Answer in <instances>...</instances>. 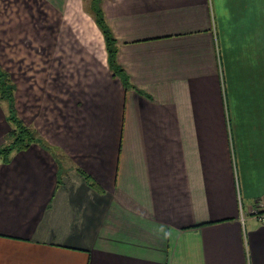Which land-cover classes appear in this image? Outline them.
<instances>
[{
	"label": "crops",
	"instance_id": "crops-1",
	"mask_svg": "<svg viewBox=\"0 0 264 264\" xmlns=\"http://www.w3.org/2000/svg\"><path fill=\"white\" fill-rule=\"evenodd\" d=\"M102 8L127 83L83 7L95 39L57 58L74 87L43 124L19 113L61 169L37 143L0 162V264H264V0Z\"/></svg>",
	"mask_w": 264,
	"mask_h": 264
},
{
	"label": "rangeland",
	"instance_id": "rangeland-1",
	"mask_svg": "<svg viewBox=\"0 0 264 264\" xmlns=\"http://www.w3.org/2000/svg\"><path fill=\"white\" fill-rule=\"evenodd\" d=\"M80 2L78 15L70 9L62 21L49 0H0V64L17 84V106L27 123L37 116L43 124L46 114L55 111L56 98L74 87L63 75L76 71L75 65L58 64L57 58H69L76 52L82 56V49L76 46L95 39L91 22L82 12L87 0ZM83 50L85 55L92 51ZM64 98L72 99L70 95ZM3 107L0 103L1 110Z\"/></svg>",
	"mask_w": 264,
	"mask_h": 264
},
{
	"label": "trees",
	"instance_id": "trees-1",
	"mask_svg": "<svg viewBox=\"0 0 264 264\" xmlns=\"http://www.w3.org/2000/svg\"><path fill=\"white\" fill-rule=\"evenodd\" d=\"M86 3L87 6L84 5V9L92 16L95 24L102 33L108 66L112 73L116 75L123 84H126L127 74L116 60V39L106 20L102 8V0H87ZM15 90L16 84L11 74L0 64V103L4 105V116L9 125V129L3 141L0 143V162H9L14 152L24 150L32 143H37L49 151L58 161V164H60L55 147L49 144L35 128L27 125L20 117L15 103ZM59 168L61 169V164ZM86 178L90 177L86 175ZM91 182L92 184H96L93 180Z\"/></svg>",
	"mask_w": 264,
	"mask_h": 264
},
{
	"label": "built area",
	"instance_id": "built-area-1",
	"mask_svg": "<svg viewBox=\"0 0 264 264\" xmlns=\"http://www.w3.org/2000/svg\"><path fill=\"white\" fill-rule=\"evenodd\" d=\"M250 213L261 223H264V196L255 201V206Z\"/></svg>",
	"mask_w": 264,
	"mask_h": 264
}]
</instances>
